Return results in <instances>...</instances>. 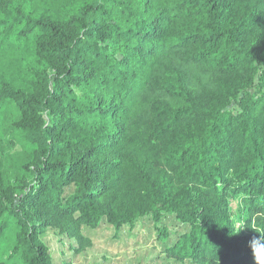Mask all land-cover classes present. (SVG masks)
<instances>
[{"label": "trees", "instance_id": "1", "mask_svg": "<svg viewBox=\"0 0 264 264\" xmlns=\"http://www.w3.org/2000/svg\"><path fill=\"white\" fill-rule=\"evenodd\" d=\"M5 122L22 155L0 159V264H68L48 228L149 217L166 240L167 215L177 264H255L264 0H0Z\"/></svg>", "mask_w": 264, "mask_h": 264}, {"label": "rangeland", "instance_id": "2", "mask_svg": "<svg viewBox=\"0 0 264 264\" xmlns=\"http://www.w3.org/2000/svg\"><path fill=\"white\" fill-rule=\"evenodd\" d=\"M14 135L8 122L0 124V159L3 162L22 155L20 143L14 142ZM232 208L235 215L239 213L237 201L232 202ZM164 223L169 230L166 240L160 238L149 217L119 232L103 221L96 229L85 226L82 238L63 234L59 228H48L42 238L57 263L177 264L166 255L165 249L176 242L186 227L172 215H167Z\"/></svg>", "mask_w": 264, "mask_h": 264}, {"label": "clouds", "instance_id": "3", "mask_svg": "<svg viewBox=\"0 0 264 264\" xmlns=\"http://www.w3.org/2000/svg\"><path fill=\"white\" fill-rule=\"evenodd\" d=\"M244 226L241 225L235 231V233L239 232ZM256 232L260 233V236L253 237L249 242V246L251 247L252 254L255 259V264H264V231L260 229H255Z\"/></svg>", "mask_w": 264, "mask_h": 264}]
</instances>
